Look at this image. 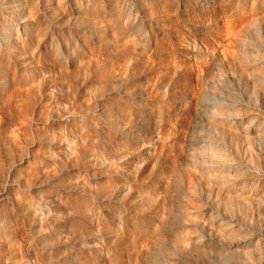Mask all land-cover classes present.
<instances>
[{"label":"rangeland","instance_id":"obj_1","mask_svg":"<svg viewBox=\"0 0 264 264\" xmlns=\"http://www.w3.org/2000/svg\"><path fill=\"white\" fill-rule=\"evenodd\" d=\"M0 264H264V0H0Z\"/></svg>","mask_w":264,"mask_h":264}]
</instances>
